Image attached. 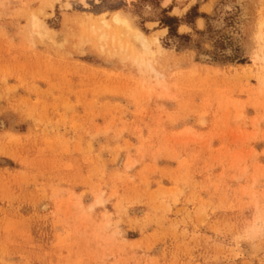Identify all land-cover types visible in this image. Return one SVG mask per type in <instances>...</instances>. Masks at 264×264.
Segmentation results:
<instances>
[{
  "label": "rangeland",
  "instance_id": "obj_1",
  "mask_svg": "<svg viewBox=\"0 0 264 264\" xmlns=\"http://www.w3.org/2000/svg\"><path fill=\"white\" fill-rule=\"evenodd\" d=\"M114 12L154 56L100 50ZM262 22L264 0H0V264H264Z\"/></svg>",
  "mask_w": 264,
  "mask_h": 264
},
{
  "label": "bare ground",
  "instance_id": "obj_2",
  "mask_svg": "<svg viewBox=\"0 0 264 264\" xmlns=\"http://www.w3.org/2000/svg\"><path fill=\"white\" fill-rule=\"evenodd\" d=\"M212 3V2H211ZM209 6V5H208ZM36 15V14H35ZM131 17V16H130ZM132 19V18H131ZM100 24L98 25V27H94L92 25V27L89 29V32L91 30L92 34L96 33V37L98 39V42L100 43V50L101 49H104L106 48L105 45L108 44L110 46H112L113 50H114V42L116 41L117 39V43L116 45L118 46H123V42H122V38H124L125 36H129L132 38V40L134 41L135 44H138L140 47H141V50L146 53V54H150V56H154L155 52L154 50H152V48L150 47V44L146 38V36L143 34V32H140L139 30L136 29V27H134L131 23V21L128 19V17L124 16L122 13L120 12H114L111 17L108 19L106 17V13L102 14L100 16ZM201 21V19H200ZM31 22V30H28L29 33L31 31V34L32 35H38L40 37H43V36H46L48 34V28L46 27L45 23L41 20H39L36 16H32V20L30 21ZM88 23V22H86ZM264 24V22L261 23V25ZM30 25V23H29ZM28 25V26H29ZM86 25V24H85ZM96 26V25H95ZM263 26V25H262ZM86 27V26H85ZM250 27V26H249ZM88 30V28H87ZM251 30V29H249ZM91 32L89 34H91ZM52 32H50L51 34ZM53 36V35H52ZM51 36V37H52ZM47 37V36H46ZM45 37V38H46ZM50 37V35H49ZM128 37V38H129ZM43 38V39H45ZM42 39V40H43ZM150 39V38H149ZM155 39V38H154ZM48 40V38H47ZM96 40V38L94 39ZM54 41V39H53ZM97 41V40H96ZM131 41V40H130ZM153 41V40H152ZM97 42V43H98ZM121 42H122V45H121ZM96 43V42H95ZM98 43V44H99ZM126 43V42H125ZM125 47L127 45V43L125 44ZM132 43V41H131ZM157 45H158V50H161L162 46L160 45V42L157 40ZM156 45V46H157ZM118 46H115V47H118ZM131 46V45H130ZM134 46V45H132ZM154 46V45H153ZM124 47V48H125ZM139 47V48H140ZM261 47V46H260ZM109 48V47H108ZM111 49V48H110ZM154 49V48H153ZM156 49V50H157ZM108 50V49H107ZM131 50V49H130ZM129 50V51H130ZM138 50V49H137ZM157 50V51H158ZM102 51V50H101ZM115 51V50H114ZM113 51V52H114ZM122 51V50H121ZM156 51V52H157ZM108 52V51H107ZM110 52V51H109ZM118 52H119V47H118ZM117 53V52H116ZM128 53V52H126ZM130 53V52H129ZM159 53V52H158ZM133 55V53H131ZM143 54V53H142ZM120 55V54H119ZM259 56V55H258ZM122 57V56H121ZM134 60L133 62H136L138 65L139 68L140 67H146V68H149L150 71H152L157 78H160L162 76L161 73H159L154 67H153V64L151 65L150 62H147L145 61L140 55H134L133 56ZM127 59V58H126ZM151 59V58H150ZM156 62V61H155ZM147 71V70H146ZM146 73V72H145ZM152 73V74H153ZM140 74V73H139ZM146 76V75H145ZM155 77V78H156ZM154 78V79H155ZM157 80V79H156ZM161 80H162V77H161ZM259 82H261V85H263L262 87L264 88V72L262 73V75L260 76L259 78ZM158 84V83H157ZM260 84V83H259ZM260 87V86H259ZM260 91V90H259ZM258 91V94H260V92ZM262 95V94H261ZM239 118H241V115L238 116ZM129 167H131V165H129ZM99 201V199H98ZM100 202V203H99ZM98 203L101 204L102 201H99ZM46 207V206H45Z\"/></svg>",
  "mask_w": 264,
  "mask_h": 264
},
{
  "label": "trees",
  "instance_id": "obj_3",
  "mask_svg": "<svg viewBox=\"0 0 264 264\" xmlns=\"http://www.w3.org/2000/svg\"><path fill=\"white\" fill-rule=\"evenodd\" d=\"M169 26V25H168ZM170 27V26H169Z\"/></svg>",
  "mask_w": 264,
  "mask_h": 264
}]
</instances>
